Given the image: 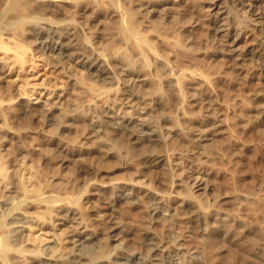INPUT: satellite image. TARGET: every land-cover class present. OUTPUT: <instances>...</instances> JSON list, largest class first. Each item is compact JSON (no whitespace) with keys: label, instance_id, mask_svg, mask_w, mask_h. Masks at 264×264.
<instances>
[{"label":"bare ground","instance_id":"bare-ground-1","mask_svg":"<svg viewBox=\"0 0 264 264\" xmlns=\"http://www.w3.org/2000/svg\"><path fill=\"white\" fill-rule=\"evenodd\" d=\"M109 1L0 0V51L14 53L12 65L17 64L22 68L26 63L25 49L19 44L29 42L57 62L82 70L86 79L99 86L100 90L85 105L90 110L91 119L80 118L87 128L82 131L81 139L85 142L97 140L99 144L94 148L69 140V125L57 122L53 109L41 106L35 111L42 127L36 132L43 146L40 158L54 160L62 166L76 163L78 183L75 181V184H71L68 180L57 190L42 186L38 192L28 196L13 183L16 172L13 161L16 156H12L8 177L10 183L5 187L4 195L0 196V264H210L201 250L203 242L207 240H212L216 254L224 253L226 245L243 251V260L238 264H264V235L259 236L257 229L248 226L227 201L206 210L197 202L195 195L202 189L201 183L194 182V191L184 193L178 179L176 182L168 178L173 163L171 152L166 148V139L173 141L175 138H186L198 151L206 150L214 145L218 136L227 135L225 114L232 110V106L208 99L200 106L201 113H189L188 108L196 99L192 95L184 97L180 85L182 78L188 77L190 82L203 85L208 83V79L193 71H175L165 58L147 46L145 38L132 29L128 17L117 8H113L110 17L114 18L118 26L117 33L122 42L135 51V60L129 61L125 52H119L120 66L118 72H114L108 63L114 49L112 42L107 38L103 53L93 43L79 39L71 15L65 9L76 4L79 10L86 11L89 3ZM180 1L147 0L138 13L145 22L150 23L152 14H161L163 9L159 10L160 6ZM261 2L204 0L203 3L210 42L221 47V53L230 60L233 68L245 61L257 62L263 75L262 48L259 42L241 44L242 27L238 22L241 8L250 11ZM253 16V27L262 30L264 27L259 22L260 16L256 13ZM146 56L153 59L157 69L156 84L164 87L163 90L155 89L148 94L144 90L139 92V86L126 78L130 72L140 87L145 85V76L133 67L145 64ZM4 73L0 66V77L3 78ZM109 88L118 92L124 106L136 108V113L99 106L97 103L104 98ZM170 97L175 101L173 109L176 118L165 113ZM8 110L15 116L32 115L33 109L29 104L19 102L16 107L8 106ZM260 114L264 118V105ZM69 117L77 119L75 114ZM162 125L167 130L164 134ZM0 134V137L17 136L15 131L2 123ZM100 136H105L114 145L124 138L126 144L123 150L134 157L138 169L148 174L156 187L139 185L130 177L97 180L96 177L104 171L95 163L87 162L86 156L92 151L100 159L112 155ZM24 153V148L19 147L16 155ZM130 168L129 162H122L116 170L127 171ZM75 186H78V195L67 196L66 190ZM168 201L170 206L167 207L165 203ZM34 205L42 208L41 222L53 237L48 244H41L38 248H32L28 228L36 217L24 210ZM122 205L135 206L142 213V246H133L129 241L132 228L126 222ZM177 214L182 215L187 223L179 241L195 239V244L189 248L183 247L182 243L165 240L154 228L166 217L173 218ZM52 226L59 227L52 230ZM60 234L64 235L61 240L57 238Z\"/></svg>","mask_w":264,"mask_h":264},{"label":"rangeland","instance_id":"rangeland-1","mask_svg":"<svg viewBox=\"0 0 264 264\" xmlns=\"http://www.w3.org/2000/svg\"><path fill=\"white\" fill-rule=\"evenodd\" d=\"M146 1L111 0L107 3H89L86 11L79 10L76 4L65 9L71 15L79 39L93 43L103 53L107 38L112 42L114 49L108 63L114 72L117 73L120 66L119 52H125L129 61L135 60V51L122 42L117 33L118 26L114 18L110 17L113 8H117L128 17L132 29L145 38L147 46L165 58L175 71H193L208 79V83L203 85L190 82L188 77L182 78L180 85L184 97L192 95L196 99L189 106V113H201L199 108L208 99L232 106V110L225 114L227 135L218 136L208 149L198 151L182 137L173 141L166 139V148L171 152L173 163L168 178L176 182L178 179L184 193H192L193 183L198 181L202 189L195 193L196 200L204 209L209 210L227 201L248 226L257 229L259 236L264 235V118L260 114L264 105V74L260 63L245 61L237 68L231 66L230 60L221 53V47L210 42L204 17V0H181L179 3L160 6L159 10L163 9L161 14H152L150 23L145 22L138 13ZM238 13L243 37L241 44L259 42L264 54V28L259 30L253 27V13L260 16L259 22L264 27V0L250 11L241 8ZM19 45L25 49L26 63L22 68L11 64L12 51H0V66L5 71V76L0 77V110L3 119L0 123L17 133L16 137H0V196L4 195V189L10 183L9 166L13 155L16 156L13 161L16 166L13 183L28 196L38 192L42 186L57 190L66 181L75 184L77 180L76 163L62 166L54 160L40 158L43 146L36 132L42 127L35 111L41 106L53 109L57 122L69 125V140L87 144L91 148L99 144L95 139L86 142L81 139L82 131L87 128L80 119H91L90 110L85 105L100 91L99 86L87 80L76 66L57 62L29 42ZM133 69L140 70L146 78L145 85L140 87L132 74H127L129 82L133 81V85L139 86V92L144 90L148 94L155 89H164L161 84H156L158 72L151 57L146 56L145 64H137ZM119 98L118 92L109 88L97 104L113 111L119 109V112L136 113V108L124 106ZM19 102L29 104L33 109L32 115L13 116L8 106L16 107ZM174 103V98L170 97L165 113L176 118ZM71 114H75L77 119L72 120L69 117ZM161 131L163 134L167 132L166 127L162 125ZM100 139L112 151V155L100 159L92 151L86 156L87 162L95 163L104 171L96 177L97 180L130 177L139 185L156 187L150 176L138 169L134 157L123 150L126 144L124 138L115 145L110 144L105 136H100ZM19 147L24 148L25 153L17 156ZM122 162H129L131 168L127 171L116 170ZM78 193V186H75L68 188L65 194L75 197ZM165 204L170 206L169 201ZM122 208L126 213V222L132 228L129 241L133 246H142L141 211L135 206L122 205ZM24 210L36 217L28 227L32 248L48 244L53 237L41 222L42 208L34 205ZM58 227L52 226V230ZM186 227L187 223L180 214L173 218L166 217L154 225L165 240L182 243L183 247L189 248L195 244L194 238L179 241ZM63 237L61 234L57 236L59 240ZM201 250L210 264H238L244 255L239 248L230 245L225 246L224 253L216 254L212 240L203 242Z\"/></svg>","mask_w":264,"mask_h":264}]
</instances>
